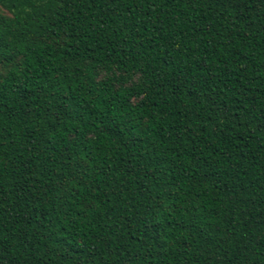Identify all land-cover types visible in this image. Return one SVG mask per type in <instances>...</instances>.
Instances as JSON below:
<instances>
[{"label":"trees","instance_id":"16d2710c","mask_svg":"<svg viewBox=\"0 0 264 264\" xmlns=\"http://www.w3.org/2000/svg\"><path fill=\"white\" fill-rule=\"evenodd\" d=\"M0 264H264V0H0Z\"/></svg>","mask_w":264,"mask_h":264}]
</instances>
